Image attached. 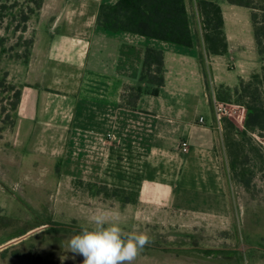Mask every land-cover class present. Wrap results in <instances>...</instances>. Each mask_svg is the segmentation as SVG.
<instances>
[{"label":"crops","instance_id":"obj_1","mask_svg":"<svg viewBox=\"0 0 264 264\" xmlns=\"http://www.w3.org/2000/svg\"><path fill=\"white\" fill-rule=\"evenodd\" d=\"M118 1L43 0L33 15L32 55L14 75L22 92L14 140L24 149L29 145L28 153L54 160L60 174L133 192L135 204L151 209L219 197L226 180L206 68L216 86H237L219 75L223 57L242 48L244 34L254 31L252 17L221 0L229 49L208 55L197 0H187L192 48L99 27L100 6ZM148 47L164 52L165 84L158 96L141 80ZM138 85L145 91L132 107L123 98L125 87ZM24 121L30 122L27 131Z\"/></svg>","mask_w":264,"mask_h":264},{"label":"rangeland","instance_id":"obj_2","mask_svg":"<svg viewBox=\"0 0 264 264\" xmlns=\"http://www.w3.org/2000/svg\"><path fill=\"white\" fill-rule=\"evenodd\" d=\"M255 5L262 25L264 0ZM37 7L38 0H0V264H82L64 242L81 226L91 228L88 217L97 209L117 210L125 232L135 225L150 237L132 264H264V137L260 132L241 133L247 110L234 94L241 78L250 79L264 65L254 31L248 38L244 34L242 48L223 57L220 79L236 81L237 86H216L206 68L214 116V100L231 108V116L218 123L216 142L223 157L225 193L209 195L205 202L182 199L180 207L151 209L135 204L133 192L95 187L60 174L54 160L28 153L29 145L24 149L14 140L17 116L12 104L20 89L15 76L33 52ZM238 9L251 20L250 9ZM25 17L32 21L25 23ZM243 27L239 25L241 31ZM225 121L234 124V134L228 135ZM23 123L24 129L30 126ZM232 142L238 149L235 171ZM242 180H250V188ZM210 249L229 252L207 253Z\"/></svg>","mask_w":264,"mask_h":264},{"label":"trees","instance_id":"obj_3","mask_svg":"<svg viewBox=\"0 0 264 264\" xmlns=\"http://www.w3.org/2000/svg\"><path fill=\"white\" fill-rule=\"evenodd\" d=\"M8 1V0H6ZM230 4L245 7L251 10L254 36L260 55L264 60V18L262 25L258 21L255 2L257 0H227ZM43 0H38L37 9L40 10ZM197 6L202 18L203 38L208 55H225L229 45L225 33V20L221 5L217 0H197ZM29 20L25 17L23 21ZM97 25L110 32H127L148 39L177 45L182 48H192L194 35L188 12L187 0H119L115 4H102L99 8ZM204 62V56L201 55ZM28 59L25 60V63ZM164 52L155 47H148L142 67V82L150 85V93L158 96L165 84ZM129 90L131 91L129 96ZM145 91L142 85L126 86L123 98L132 107L137 106L140 96ZM239 100L247 110L245 131L242 134L260 132L264 137V65L261 71L254 73L250 79H240L239 85L234 89ZM22 92L15 91V101L12 110L16 111L21 103ZM228 135L234 134V124L225 121ZM231 166L236 170L238 157L237 143H230ZM238 155V154H237ZM250 188V180H242ZM106 189V187H103ZM124 192V191H123ZM207 253H227L229 251L210 249Z\"/></svg>","mask_w":264,"mask_h":264},{"label":"clouds","instance_id":"obj_4","mask_svg":"<svg viewBox=\"0 0 264 264\" xmlns=\"http://www.w3.org/2000/svg\"><path fill=\"white\" fill-rule=\"evenodd\" d=\"M115 209H97L89 217L91 228L81 226L78 234L64 242L82 264H132L150 237L135 230L125 232Z\"/></svg>","mask_w":264,"mask_h":264},{"label":"built area","instance_id":"obj_5","mask_svg":"<svg viewBox=\"0 0 264 264\" xmlns=\"http://www.w3.org/2000/svg\"><path fill=\"white\" fill-rule=\"evenodd\" d=\"M230 104L224 101L214 100V110L216 118L219 122H221L224 118L231 116L230 112ZM201 122H204V118H200ZM181 149L183 152H187L189 150V143L187 141H183L181 143Z\"/></svg>","mask_w":264,"mask_h":264}]
</instances>
